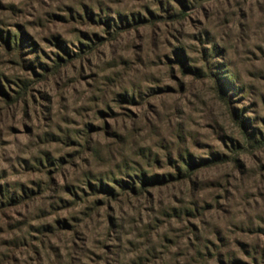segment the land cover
I'll return each mask as SVG.
<instances>
[{"label": "rangeland", "instance_id": "obj_1", "mask_svg": "<svg viewBox=\"0 0 264 264\" xmlns=\"http://www.w3.org/2000/svg\"><path fill=\"white\" fill-rule=\"evenodd\" d=\"M0 31V264H264V0H0Z\"/></svg>", "mask_w": 264, "mask_h": 264}, {"label": "trees", "instance_id": "obj_2", "mask_svg": "<svg viewBox=\"0 0 264 264\" xmlns=\"http://www.w3.org/2000/svg\"><path fill=\"white\" fill-rule=\"evenodd\" d=\"M11 34L9 33L8 34V36L6 37V39H5V41L4 42H6V44L8 45V46H10V44L12 43L11 42ZM3 33H2V31H0V39L3 41ZM1 87V86H0Z\"/></svg>", "mask_w": 264, "mask_h": 264}, {"label": "water", "instance_id": "obj_3", "mask_svg": "<svg viewBox=\"0 0 264 264\" xmlns=\"http://www.w3.org/2000/svg\"><path fill=\"white\" fill-rule=\"evenodd\" d=\"M208 1H214V0H208Z\"/></svg>", "mask_w": 264, "mask_h": 264}]
</instances>
